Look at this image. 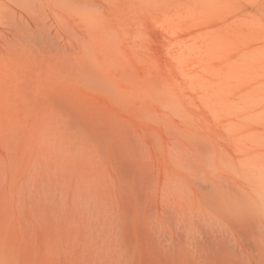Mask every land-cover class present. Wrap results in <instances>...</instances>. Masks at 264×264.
<instances>
[{"label": "rangeland", "instance_id": "obj_1", "mask_svg": "<svg viewBox=\"0 0 264 264\" xmlns=\"http://www.w3.org/2000/svg\"><path fill=\"white\" fill-rule=\"evenodd\" d=\"M0 264H264V0H0Z\"/></svg>", "mask_w": 264, "mask_h": 264}]
</instances>
